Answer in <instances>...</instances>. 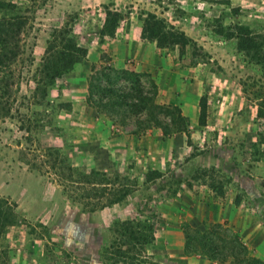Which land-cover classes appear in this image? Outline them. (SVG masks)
Returning <instances> with one entry per match:
<instances>
[{"label":"rangeland","instance_id":"374dc122","mask_svg":"<svg viewBox=\"0 0 264 264\" xmlns=\"http://www.w3.org/2000/svg\"><path fill=\"white\" fill-rule=\"evenodd\" d=\"M9 1L0 16L26 23L17 56L0 50V264H264V219L225 209L264 184V67L226 32L264 18L231 0ZM149 16L184 49L142 39ZM57 30L85 55L48 83Z\"/></svg>","mask_w":264,"mask_h":264},{"label":"trees","instance_id":"16d2710c","mask_svg":"<svg viewBox=\"0 0 264 264\" xmlns=\"http://www.w3.org/2000/svg\"><path fill=\"white\" fill-rule=\"evenodd\" d=\"M15 3L9 0H0V14L8 9H15ZM120 18V14L106 12L105 22L103 24L101 35L112 36L116 29V25ZM26 23V19L19 15L0 16V50L8 48L9 59L15 58L18 54V47L21 41L22 26ZM63 31L55 32V42L49 45L46 52V76L48 83L60 77L63 73L70 71L75 63H78L85 55V50L77 46L71 39L67 38V34ZM229 38L237 40V48L243 52L255 63L264 67V34L259 35L251 31L250 27L242 24L234 25L233 32H226ZM141 38L145 40L155 41L159 47L171 46L178 49H184L186 46V37L181 32L168 30L157 20L155 16L146 17L143 20ZM59 41L56 43V41ZM166 46V47H167ZM4 54L0 51V68H4ZM103 91V90H102ZM124 97V95H122ZM120 103L125 104L120 101ZM104 106L105 103H100ZM152 227H149L150 234L141 240V243H151ZM214 255V254H213ZM214 259L219 257L214 256Z\"/></svg>","mask_w":264,"mask_h":264},{"label":"crops","instance_id":"0c3cea01","mask_svg":"<svg viewBox=\"0 0 264 264\" xmlns=\"http://www.w3.org/2000/svg\"><path fill=\"white\" fill-rule=\"evenodd\" d=\"M231 4L233 8L234 6L236 9L239 8V11L246 9V10H249L250 14L258 15L264 18V0H231ZM112 62H113V65H122V62L124 61L122 58L120 59V56H117V57H114V60ZM123 67H124V63H123ZM240 188H242V185H240ZM261 189H264V184L258 187L254 184L253 181H251L250 188L246 190V197L244 199L239 198V202L237 203L234 198L233 202H229L226 205L227 207L225 209H228L229 207L233 209L237 207L239 209L246 207L247 209L245 211H249L250 215L254 216L255 218L254 221H256V219H264V197L262 196V193H264V191ZM250 250H251L250 252L253 253V255L254 254H262V255L264 254V246H260V247L253 246L251 247ZM183 255H184L183 258L185 262H187V264H190V263L200 264L201 262L200 260L196 261L195 258H191L190 256H186L188 257L186 258L185 253H183ZM258 258L264 261V256L258 255Z\"/></svg>","mask_w":264,"mask_h":264}]
</instances>
